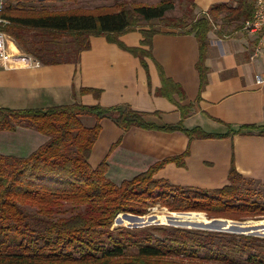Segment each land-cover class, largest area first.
Segmentation results:
<instances>
[{
	"label": "trees",
	"instance_id": "16d2710c",
	"mask_svg": "<svg viewBox=\"0 0 264 264\" xmlns=\"http://www.w3.org/2000/svg\"><path fill=\"white\" fill-rule=\"evenodd\" d=\"M4 1L0 19L6 23L1 31L20 51L45 66L77 64L80 54L90 48L89 39L104 36L137 58L146 70L151 40L162 33L149 25L151 21H161L175 35H193L199 52L195 68L200 89L206 80L204 62L207 34L214 25L211 22L221 20L223 26L236 31L238 23L250 18L253 7V1H237L235 7L217 4L197 18L192 12L194 1L187 0L191 9L188 17L167 18L173 0L130 7L115 2L88 11L61 12L47 7L58 0ZM142 24L148 28H141ZM133 31L141 34L140 46L127 48L118 38ZM160 76L162 85L155 95L174 103L182 121L191 106L176 103L174 95L184 100L181 89L163 76L161 68ZM80 92L95 97L99 94L91 89ZM144 116L128 106L102 108L73 103L44 109L0 107V132L23 128L47 138L25 158L0 154V264H264V238L160 226L112 229L114 219L124 222L123 214L141 217L157 205L172 213H203L208 219L264 217L263 205L240 194L241 183L249 182L242 180L233 162L228 184L216 190L180 187L154 178L169 163L183 167L188 149L119 185L106 179L105 161L96 168L89 165L104 119L112 120L123 132L131 128L178 131L189 143L232 134L186 130L181 121L175 126L159 127L145 122ZM83 118H92L93 125L85 127ZM253 129L242 126L233 134Z\"/></svg>",
	"mask_w": 264,
	"mask_h": 264
},
{
	"label": "crops",
	"instance_id": "0c3cea01",
	"mask_svg": "<svg viewBox=\"0 0 264 264\" xmlns=\"http://www.w3.org/2000/svg\"><path fill=\"white\" fill-rule=\"evenodd\" d=\"M213 2L194 0L195 10L198 14L205 13ZM214 27L217 30L211 29L207 34L204 62L207 71L202 89L195 68L199 52L193 35L161 30L151 40L146 70L137 58L109 43L104 36L89 39L90 48L80 54L77 64L0 67V107L44 109L73 103L102 108L128 106L145 114L144 120L149 124L175 126L181 121L177 106L155 95L162 85L161 68L163 76L182 91L184 100L179 101L174 95L175 102L182 107L191 106L190 113L181 121L184 129L232 134L223 139L189 143L178 131L131 128L123 132L112 120L104 119L91 149L89 165L96 168L105 161L106 179L119 185L188 149L183 167L169 163L154 178L180 187L216 190L228 184L233 162L242 180L264 189V85L254 82L258 75L264 79V58H252L254 42L248 34L222 30L223 25ZM118 40L127 48H136L142 37L133 31ZM81 89L97 90L99 94L95 97L92 93H81ZM242 126L254 129L233 134ZM46 141V137L30 129L0 132V154L25 158ZM185 215L204 218L203 214ZM213 221L207 220V230L224 229Z\"/></svg>",
	"mask_w": 264,
	"mask_h": 264
},
{
	"label": "rangeland",
	"instance_id": "374dc122",
	"mask_svg": "<svg viewBox=\"0 0 264 264\" xmlns=\"http://www.w3.org/2000/svg\"><path fill=\"white\" fill-rule=\"evenodd\" d=\"M161 0H78L76 2H71L69 0H58L55 2H51L47 4V7L51 11H69L78 9L81 11H88L92 10L97 7H108L112 6L115 2H123L127 5V7H130L131 5H146V6H153L159 3ZM194 1V0H191ZM237 1H245V2H251L253 1L252 5L254 7V0H233L232 2L224 3L222 0H215V2L212 3L211 6L217 5V4H227L228 6L235 7ZM173 9L165 14L167 18H180L182 16L188 17V13L191 11L190 9V3L187 0H173ZM209 6V8L211 7ZM252 7V10H253ZM208 8V9H209ZM207 9V11H208ZM206 11V12H207ZM195 17L198 16V12L196 10H192ZM191 17V16H190ZM190 18L187 20V22H190ZM212 23L214 25L212 26ZM242 23H238L240 32L245 33L242 30ZM5 24H1L0 28L4 26ZM149 25L155 26L156 29L163 30L169 33H175V31L168 30L163 27V24L161 21H151ZM215 25L222 26L221 20H217L214 22H211V29L217 30L215 28ZM141 28H148L146 24H142ZM222 30L225 31H231L232 27H225V25L222 27ZM234 32V31H233ZM5 34V33H4ZM7 45L15 49L18 53L22 55H26L22 51H20L17 46L15 45L14 41L7 36ZM27 56V55H26ZM82 123L85 127H91L94 123V120L92 118H83ZM239 182L238 184H240ZM240 194L247 197L250 201L258 202L259 204L264 206V189L258 187L255 184H246L241 183ZM177 214V215H172ZM178 214H192V213H172L167 211V209L162 208L160 206H155L153 208H149L147 214L144 216L138 217V218H129V217H123V221H117L115 222V219L113 220L112 229L116 228H129V229H141L146 228L150 229L151 227H166V228H177V229H191V230H200V231H208L207 226L208 219L203 213H195V214H203V217L197 216V215H178ZM137 217V216H135ZM116 218V217H115ZM206 219V220H205ZM226 220V219H225ZM261 222L262 226H259ZM236 224L227 222V227L225 229H220L218 231L220 232H228V234H235V235H244V236H251L256 238H264V217H255L252 219H244L241 221H235ZM208 232H214V231H208Z\"/></svg>",
	"mask_w": 264,
	"mask_h": 264
},
{
	"label": "built area",
	"instance_id": "2783aa9c",
	"mask_svg": "<svg viewBox=\"0 0 264 264\" xmlns=\"http://www.w3.org/2000/svg\"><path fill=\"white\" fill-rule=\"evenodd\" d=\"M4 5L5 1L0 0V11ZM5 23L0 19V26ZM242 30L253 39L252 58H264V0H254L251 16L243 21ZM39 66L40 63L30 56L22 55L10 48L7 45L6 34L0 28V67L10 69L15 67L37 68ZM254 82L257 85H264V79L259 75L254 77Z\"/></svg>",
	"mask_w": 264,
	"mask_h": 264
},
{
	"label": "water",
	"instance_id": "95a60500",
	"mask_svg": "<svg viewBox=\"0 0 264 264\" xmlns=\"http://www.w3.org/2000/svg\"><path fill=\"white\" fill-rule=\"evenodd\" d=\"M125 217H129V218H138V217H135L133 215H130V214H123ZM214 221H223L224 223H227V222H233V221H228V220H225V219H212ZM206 231V230H205ZM209 231V230H208ZM214 232H219V231H214Z\"/></svg>",
	"mask_w": 264,
	"mask_h": 264
},
{
	"label": "bare ground",
	"instance_id": "6f19581e",
	"mask_svg": "<svg viewBox=\"0 0 264 264\" xmlns=\"http://www.w3.org/2000/svg\"><path fill=\"white\" fill-rule=\"evenodd\" d=\"M213 224H216V225H220L222 228H226L227 227V223H224L223 221H213Z\"/></svg>",
	"mask_w": 264,
	"mask_h": 264
}]
</instances>
